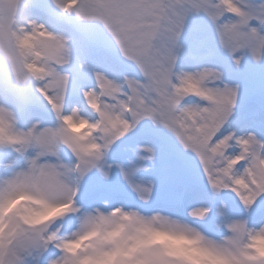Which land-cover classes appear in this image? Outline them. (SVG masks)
Listing matches in <instances>:
<instances>
[{
	"label": "clouds",
	"instance_id": "1",
	"mask_svg": "<svg viewBox=\"0 0 264 264\" xmlns=\"http://www.w3.org/2000/svg\"><path fill=\"white\" fill-rule=\"evenodd\" d=\"M13 2L21 9L25 0H0V34L6 38L4 47L0 48V65L6 69L5 79L0 80L3 85L0 87V252H3L0 264H55L65 258L67 264H264V215H255L264 199L245 204L230 191L213 189L204 179L208 194L201 202L182 211L154 206L162 186V178L157 175L161 155L154 145L148 147L156 153L155 163L150 171L145 172L143 179L150 186V194L142 197L125 181L133 201L131 205L109 195L108 190L119 176L118 170L113 169L109 176L103 175L98 168L81 174L77 168L81 165V157L85 160L91 157L78 153L75 145L103 144L100 139L102 132L92 127L98 116L84 95L85 90L95 86V80L92 86L79 89L78 103H69L73 75L68 69L75 67L77 71L84 72L89 65L85 60L74 63L71 37L53 32L48 27L56 36L64 38L68 49L69 65L58 68L70 77L65 98L57 100V92L48 87V79H36L26 70L27 83L22 86L23 93L13 91L9 87L15 82L11 58L23 68L25 53L16 45L11 33L30 34L29 20H33L15 11ZM51 2L55 7L53 0ZM210 2L222 5V0ZM234 2L241 8L250 3L264 4V0ZM74 12L61 13L88 24L77 19ZM154 22L153 17L143 16L137 22L136 32L152 31ZM163 27L164 23H161L156 29L153 46L160 43ZM116 47L119 51V46ZM179 51L177 75H194L205 70L223 71L212 64L181 68ZM33 59L35 57L27 56L29 62ZM246 60L264 69V61L258 63L250 56H246L244 62ZM39 63L43 65L48 61L45 58ZM243 65L233 64L237 70ZM97 72L93 71V79ZM225 83H230L241 93L240 83L228 80ZM205 86L214 88L217 83L210 79ZM41 89H47L48 97L59 105V111L41 94ZM32 97L39 98L46 116L38 114ZM82 123L85 126L79 132L74 131ZM50 132L60 135L55 138L43 135ZM233 133L237 137L246 134L240 128L229 126L225 134ZM113 147L106 153L110 164L116 163L111 158ZM139 149L134 150L135 156L146 155ZM239 151V148L232 149L236 154ZM261 151L264 153V149ZM248 163L242 162L237 171L242 172ZM218 167L225 165L220 163ZM41 169H44L43 173ZM260 172L264 175V166ZM21 174H27L28 178ZM12 181L17 182L10 183ZM225 181L230 183L227 178ZM149 208L150 211H145ZM232 226H242V231H233ZM37 233L45 239L49 236L55 239L43 251L28 250L30 238ZM76 244L80 247L74 253L69 252L68 247Z\"/></svg>",
	"mask_w": 264,
	"mask_h": 264
},
{
	"label": "snow or ice",
	"instance_id": "2",
	"mask_svg": "<svg viewBox=\"0 0 264 264\" xmlns=\"http://www.w3.org/2000/svg\"><path fill=\"white\" fill-rule=\"evenodd\" d=\"M55 7L65 14H72L88 24L99 23L111 35L119 46V54L138 70L142 78L125 75L121 80H114L103 73L94 74L95 86L85 90L90 107L98 116L92 126L100 130L103 144L75 145L78 153L90 156L81 157V165H77L81 174L90 169H99L103 175L109 176L113 169L130 187L146 198L150 194V186L137 174L148 172L155 163L156 153L152 147L143 146L139 152L146 155L136 156V161H129L130 167L107 162L106 153L129 136L135 129L151 122L156 129L166 134L179 149H183L195 162L201 176L217 191H230L239 196L245 204L264 199V175L260 169L264 166V135L258 133L250 121L254 117L242 116L239 127L246 133L237 137L225 134L237 114L240 103V91L225 83L227 74L219 70H205L194 75L176 74L177 52L190 18L202 16L211 29V40L233 65L241 66L245 57L250 56L256 62L264 61V4L250 3L241 8L234 0H222V5H213L210 0H53ZM13 8L21 12L19 4L13 2ZM154 18L152 31L137 33L138 21L143 16ZM28 17L27 15H23ZM235 18V19H233ZM32 32L17 35L11 33L16 45L25 53L23 68L14 58L13 72L15 82L9 87L13 91L23 93V85L27 83L24 70L36 79H48L49 88L57 92L56 99L63 100L67 94L70 77L58 71L59 67L69 65L68 49L63 37L52 33L47 25L29 20ZM161 31V41L153 46L156 29ZM23 31V29H21ZM194 34L202 32L201 25L193 23ZM6 38L0 34V48ZM208 37L204 44L207 45ZM33 56L31 62L27 56ZM47 59L48 63L39 61ZM55 65L56 67H53ZM214 80L217 86H205L208 80ZM3 85L0 84V87ZM50 102L47 89H41ZM190 97L198 98L199 103H185ZM53 106L57 111L59 105ZM264 125V111L261 112ZM85 124L75 128L79 132ZM251 133H258L251 134ZM53 138L59 133H45ZM239 148L238 154L233 148ZM176 154H170V159ZM248 161V167L237 171L242 162ZM223 163L225 167L218 165ZM33 170L36 168L32 162ZM51 167V166H46ZM44 172V169H41ZM27 179V174H21ZM227 178L230 183L225 181ZM20 178H17V181ZM17 181L10 183L15 184ZM200 215L203 212L199 213ZM233 231H242V226H232ZM15 232V229H14ZM55 239H47L37 233L30 238L28 250L43 251L44 247ZM80 245L68 247L74 253ZM3 255V252H0ZM15 256V253L13 254ZM11 264V262H10ZM55 264H67V259Z\"/></svg>",
	"mask_w": 264,
	"mask_h": 264
},
{
	"label": "rangeland",
	"instance_id": "3",
	"mask_svg": "<svg viewBox=\"0 0 264 264\" xmlns=\"http://www.w3.org/2000/svg\"><path fill=\"white\" fill-rule=\"evenodd\" d=\"M58 11L51 0H25L21 8L22 15L44 23L53 32L71 37L74 63L80 60L87 61L89 65L87 71L79 72L75 67L68 69L72 75L78 74L83 78L79 83L73 81L68 97L69 103L80 101L79 89L82 86L94 84L93 71H99L114 80H121L125 75L142 78L138 70L119 54L114 40L103 25L82 24L73 16L60 18ZM193 23L201 25L200 34L193 33ZM206 26L208 27L207 21L202 16L190 18L188 21L180 41L179 67L190 68L198 64H212L223 69L228 81L238 82L242 86L237 114L229 126L240 128L239 121L242 116L254 117L250 121L251 125L259 134L264 135L261 119V112L264 111V69L246 60L243 67L237 70L218 49L214 48ZM205 37H208L207 45L204 44ZM5 77L6 69L0 65V80ZM185 103H199V101L195 97H190ZM32 104L40 116L47 115L39 98L32 97ZM229 126H226L225 132ZM153 145L161 155L157 175L162 178V186L157 193L154 206L181 211L177 203L181 196L186 197L184 208L205 199L208 194L206 184L193 159L166 139V134L156 129L151 122H145L117 143L113 147L111 158L116 163L130 167L129 161H136L135 149ZM172 153L176 154V158L170 159ZM145 176V172L138 173L137 179H144ZM108 191L109 195L116 200H126L130 205L133 203L126 182L120 175ZM150 210V208L145 209V211ZM261 215H264V212Z\"/></svg>",
	"mask_w": 264,
	"mask_h": 264
}]
</instances>
